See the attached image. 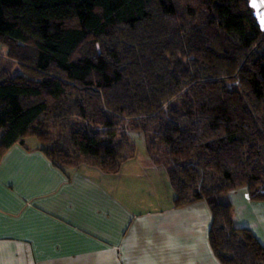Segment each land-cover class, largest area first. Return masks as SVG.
<instances>
[{
    "label": "trees",
    "instance_id": "obj_1",
    "mask_svg": "<svg viewBox=\"0 0 264 264\" xmlns=\"http://www.w3.org/2000/svg\"><path fill=\"white\" fill-rule=\"evenodd\" d=\"M0 131V163L19 145L105 174L143 134L174 207L209 206L217 260L264 264L228 196L264 203V32L249 0H0Z\"/></svg>",
    "mask_w": 264,
    "mask_h": 264
},
{
    "label": "crops",
    "instance_id": "obj_2",
    "mask_svg": "<svg viewBox=\"0 0 264 264\" xmlns=\"http://www.w3.org/2000/svg\"><path fill=\"white\" fill-rule=\"evenodd\" d=\"M126 164L129 175L106 176L90 167L58 169L19 145L8 150L0 163V264H221L207 203L148 210L167 182L152 174L139 195L123 179L149 164ZM141 196L145 212L137 210ZM228 196L236 227L264 246V203L251 201L246 188Z\"/></svg>",
    "mask_w": 264,
    "mask_h": 264
},
{
    "label": "rangeland",
    "instance_id": "obj_3",
    "mask_svg": "<svg viewBox=\"0 0 264 264\" xmlns=\"http://www.w3.org/2000/svg\"><path fill=\"white\" fill-rule=\"evenodd\" d=\"M249 4L254 12V14L257 16L259 24L264 32V0H255V6H253V0H249ZM3 132L0 131V140H1V136H2ZM131 137L133 139V141L136 144L137 147V156L133 159H131L129 161V163L127 162L128 165H132V161L133 160H140L143 163H148L149 166L147 167H142V169H139L134 173L133 177H127L126 179H123L124 182H128L129 186L133 189V190H138L139 191V195L142 194L143 192L147 193V190H144L145 186L143 185V181L146 180V178L150 175H155L156 173H159V175L157 176V179L162 181L166 180V186L165 183H161L158 187H156L155 191H156V196L157 197H161V201L158 202L156 200V202L154 203V208L150 207L147 208L148 210H159V211H164L167 208H169L168 206L170 205V203H174L175 200V193L172 190L171 186H170V181H169V176L168 173L165 169V167L163 166H156L152 163L151 159L148 156L147 153V149H146V142H145V138L143 136V134H140L138 132L135 133H131ZM29 146L32 147L33 144L32 142L29 143ZM126 164V165H127ZM139 164V162L137 163ZM124 166V165H123ZM83 167H90L92 169H95L96 172H101L100 170H98L97 168L91 167V166H83ZM122 170V171H121ZM122 172L123 169L121 168L117 173L115 174H105L106 176H115V175H121L122 177ZM124 174H128V172H123ZM170 197V198H169ZM171 201V202H170ZM139 203V207L137 210H139V212L141 211H146L147 209H145L144 203H145V198L143 196H141L140 201H138Z\"/></svg>",
    "mask_w": 264,
    "mask_h": 264
},
{
    "label": "snow or ice",
    "instance_id": "obj_4",
    "mask_svg": "<svg viewBox=\"0 0 264 264\" xmlns=\"http://www.w3.org/2000/svg\"><path fill=\"white\" fill-rule=\"evenodd\" d=\"M253 6H255V0H253Z\"/></svg>",
    "mask_w": 264,
    "mask_h": 264
}]
</instances>
